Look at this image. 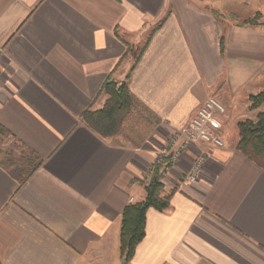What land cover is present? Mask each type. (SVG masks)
I'll return each instance as SVG.
<instances>
[{"label": "crops", "instance_id": "crops-1", "mask_svg": "<svg viewBox=\"0 0 264 264\" xmlns=\"http://www.w3.org/2000/svg\"><path fill=\"white\" fill-rule=\"evenodd\" d=\"M256 13L263 25H239ZM162 20L132 69L127 46ZM0 47V264H120L124 208L209 97L226 106L223 146L193 183L203 147L170 167L169 207L146 212L127 264H264V170L236 150L237 123L264 113L248 109L264 90V0H0ZM128 74L142 138L101 137L83 114ZM6 159L37 168L20 184Z\"/></svg>", "mask_w": 264, "mask_h": 264}, {"label": "trees", "instance_id": "trees-1", "mask_svg": "<svg viewBox=\"0 0 264 264\" xmlns=\"http://www.w3.org/2000/svg\"><path fill=\"white\" fill-rule=\"evenodd\" d=\"M261 14L256 13L253 17L242 21L240 26H260ZM163 20L158 23L148 35L141 46H127V55L133 60V67L146 49L151 35L160 27ZM222 48V43L220 44ZM131 69V70H132ZM129 74L122 82L106 81L102 87V93L106 96L103 107L97 111H86L83 114L85 124L96 134L104 138H110L121 132L126 119L131 115L135 107L139 106L137 100L128 89ZM250 111L259 109L264 104V90L256 95L248 97ZM238 141L236 150L248 160L264 170V113L259 112L254 120H242L237 123ZM12 159L1 162L4 168L11 169L9 172L20 184H23L37 165L28 174L21 176L17 164ZM14 165V166H13ZM16 167V168H15ZM160 165L153 164L148 173L149 181L145 183V198L142 202L127 205L121 215V227L119 235V252L125 264L129 263L134 255L137 245L145 235L146 212L154 209L163 212L168 209L171 195H164V187L159 175Z\"/></svg>", "mask_w": 264, "mask_h": 264}, {"label": "built area", "instance_id": "built-area-1", "mask_svg": "<svg viewBox=\"0 0 264 264\" xmlns=\"http://www.w3.org/2000/svg\"><path fill=\"white\" fill-rule=\"evenodd\" d=\"M3 48L0 47V59L3 56ZM226 106L217 97H209L198 106L185 126L174 132L160 148L154 164L160 165L159 175L166 176L170 167L187 151L189 147H203L205 151L198 153L186 176V181L193 183L204 169L206 160L211 152L223 146L217 130L221 127V116L225 114ZM146 176L144 182L147 183Z\"/></svg>", "mask_w": 264, "mask_h": 264}, {"label": "rangeland", "instance_id": "rangeland-1", "mask_svg": "<svg viewBox=\"0 0 264 264\" xmlns=\"http://www.w3.org/2000/svg\"><path fill=\"white\" fill-rule=\"evenodd\" d=\"M135 109L124 122L121 131L125 130L126 133L132 136H140L142 138V123L139 120L142 112L140 106L135 107Z\"/></svg>", "mask_w": 264, "mask_h": 264}, {"label": "water", "instance_id": "water-1", "mask_svg": "<svg viewBox=\"0 0 264 264\" xmlns=\"http://www.w3.org/2000/svg\"><path fill=\"white\" fill-rule=\"evenodd\" d=\"M120 264H125L124 259H121Z\"/></svg>", "mask_w": 264, "mask_h": 264}]
</instances>
